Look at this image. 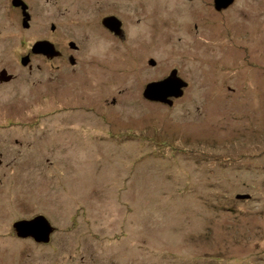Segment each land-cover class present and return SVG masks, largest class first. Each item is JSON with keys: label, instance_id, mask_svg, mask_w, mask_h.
Masks as SVG:
<instances>
[{"label": "rangeland", "instance_id": "374dc122", "mask_svg": "<svg viewBox=\"0 0 264 264\" xmlns=\"http://www.w3.org/2000/svg\"><path fill=\"white\" fill-rule=\"evenodd\" d=\"M84 1L58 0L95 22L103 12H118L130 31L124 41L112 43L122 57L130 53L127 48L134 54L148 42L135 30L153 22L149 14L156 26L163 22L160 14L174 26L152 36L155 49L146 57L157 67L142 62L143 79L125 74L122 63L114 70L117 58L108 53L116 50L102 51L108 43L92 29L86 52L95 63V83L106 84L107 100L120 101L115 113L128 122L115 128L129 133L97 139L95 145L80 138L95 152L64 141L67 153L51 164L28 162L17 150L12 155L20 161L0 163V264H264V0H235L220 15L201 0L196 19L185 15L182 21L177 17L183 6L175 0H87L89 7ZM220 28L229 29L223 44L217 34L215 40L207 34ZM187 32L190 42L208 41L202 70L197 65L201 71L192 86L172 106L151 105L142 99L139 81L162 79L173 67L186 69L181 47ZM244 35L253 36L247 43ZM219 49L235 63L224 65L212 86L206 68L217 70L220 58L214 64L213 56ZM34 164L45 175L62 167L69 173L54 182L44 176L33 181ZM36 214L55 228L46 244L15 235L12 222Z\"/></svg>", "mask_w": 264, "mask_h": 264}, {"label": "flooded vegetation", "instance_id": "af4514ba", "mask_svg": "<svg viewBox=\"0 0 264 264\" xmlns=\"http://www.w3.org/2000/svg\"><path fill=\"white\" fill-rule=\"evenodd\" d=\"M88 1L91 3V0ZM88 1H84L85 7L90 6ZM175 1H179V4L183 6L182 16L177 17L179 21H182L185 15L196 19L198 13L196 7L201 0ZM209 2L214 13L220 15L222 12L232 10L235 0L231 5L222 9H216L213 0H209ZM186 6L192 8V12H186L184 9ZM72 8L75 9L70 12ZM107 16H113L120 20L118 33L103 24L104 17ZM149 16L152 17L153 22L144 24L143 29L135 30V36L143 34L148 42L141 45L139 51H134V54L131 53L130 47L127 48L130 53L127 52L126 55L129 56L122 57L117 47H114L113 50L112 43H115L116 40L124 41L130 31L127 30L124 18L116 11L103 12L100 19L97 18L95 22L94 17H88L74 4L67 6L58 0H0V163H3L4 160L8 162L20 161V159L15 160V156L12 155L13 150H17V152H22L20 158H24L28 162H35L39 159V161L46 160L51 164V160L55 156L63 157L67 153L64 141L76 140L81 147L79 150L95 152L96 148L94 147L86 150V146L80 138L88 137L95 145V141L100 138L127 136L129 133L127 129L115 128L122 122H125L126 125L128 122L115 113L120 101L116 97L110 101L107 100V96L105 97L108 92L106 84L95 83V63L92 58V61L89 60V53L86 50L88 40L91 36L94 37V33H91L93 29L101 40L108 43L102 51L116 50L114 54L108 53V56L117 58L115 60L118 62L117 66L113 64L114 70L122 63L125 66V74L132 71L143 79L141 69H145L147 66L157 67L152 56L146 57L155 49L151 45L152 36L158 37L160 34L170 32L174 26L172 23L170 24L171 18L166 14L157 15L163 21L160 26H156L153 15L149 14ZM140 21L141 19H137V22ZM194 25L195 28L198 27L196 22ZM186 26L190 29L189 25ZM70 27L71 30H69ZM218 30L206 32L207 34L213 33L214 40L217 34L216 38L221 43L225 42L223 36L229 35V29L223 28L222 30L220 28V31ZM239 33H235V35L238 36ZM188 34L190 32L185 33L187 36H184L185 40L181 47L183 59L186 60L188 66L184 70L173 67L177 71V75L188 83L185 87L187 89L192 86L191 79L195 73L202 70V55L205 51L203 46L208 42L206 39L199 42L194 38L192 43ZM252 36L248 38L244 35L245 41L248 43ZM210 42L213 44L212 41ZM217 44L220 45L219 42ZM220 51V49L218 53L214 51L213 56L214 64L216 58H220L217 70L213 71L209 66L206 68L210 70L206 81L213 82L212 86L216 85V81L221 75V68H224V65L228 63L227 68H229L231 64L235 63L230 57L222 58ZM125 59L128 60V64ZM150 60H153L155 64H152ZM142 62L145 67L140 65ZM197 65L201 67V70ZM204 66L206 67V65ZM184 73L185 77L182 76ZM140 78L139 80H141ZM159 80L162 79L151 77V80H143L144 84L139 81L141 84L139 86L141 88L140 95L151 105H162V103L147 100L142 93L148 83ZM120 91L122 92V90ZM178 99L174 98L173 103ZM101 111L103 113H100ZM119 114L126 113L121 110ZM102 129L104 132L107 130L105 135L99 133ZM34 165L36 166V164ZM39 169L38 167L33 168V181L37 177L44 176L50 182H54L57 178H62V175L69 173L66 167L57 168L56 171L49 172L47 175L42 168ZM56 174H58L57 177ZM61 184H66L65 188L68 190L67 183ZM57 185L51 183L50 187L57 190ZM23 238L31 239L38 245L50 241L40 243L32 237Z\"/></svg>", "mask_w": 264, "mask_h": 264}, {"label": "water", "instance_id": "95a60500", "mask_svg": "<svg viewBox=\"0 0 264 264\" xmlns=\"http://www.w3.org/2000/svg\"><path fill=\"white\" fill-rule=\"evenodd\" d=\"M216 9L226 8L231 5L234 0H213ZM103 24L114 32H119L120 20L113 16L104 17ZM155 64L153 60H150ZM188 83L183 81L175 69L159 81H151L148 83L142 95L147 100L157 101L172 106L174 98H180L184 95L183 91ZM238 199L249 198L250 195L238 194ZM15 234L20 237H32L35 241L46 243L50 240V236L54 231V226L49 222L46 216L36 215L32 219H22L13 222Z\"/></svg>", "mask_w": 264, "mask_h": 264}]
</instances>
